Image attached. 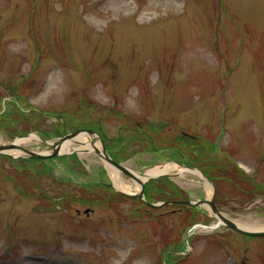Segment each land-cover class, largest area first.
Wrapping results in <instances>:
<instances>
[{
	"label": "rangeland",
	"instance_id": "obj_1",
	"mask_svg": "<svg viewBox=\"0 0 264 264\" xmlns=\"http://www.w3.org/2000/svg\"><path fill=\"white\" fill-rule=\"evenodd\" d=\"M78 129L136 173L181 163L213 188L153 178L151 208L94 153L16 148L0 155V264H264V238L177 203L214 195L225 219L264 222V0H0V146L42 153Z\"/></svg>",
	"mask_w": 264,
	"mask_h": 264
},
{
	"label": "bare ground",
	"instance_id": "obj_2",
	"mask_svg": "<svg viewBox=\"0 0 264 264\" xmlns=\"http://www.w3.org/2000/svg\"><path fill=\"white\" fill-rule=\"evenodd\" d=\"M33 138H35V137L28 136L27 138H19V139H16V143L17 144L27 143L28 141H31ZM74 144H76L77 147L74 146ZM94 147L100 149V145L92 143L90 137L86 138V135L78 134L72 140L62 142L60 145V151L61 152H63V151L67 152V151L75 149V150L79 151V153L81 155H84V153H88V152L92 151V149ZM14 151L15 150L13 149V150H10L9 152L14 153ZM106 166L108 168V171H110V173H111V179L113 181L114 187L120 191H128V190L139 191L141 182H144L149 176H154V175H158V174H170L171 175L175 170H177L180 175H184L185 173H192V174H195L200 179H203V175L201 174V172H199L195 169L180 167L179 165H177L174 162H168V163H164L162 165L154 166L150 169H147L144 173H140V174L136 173L135 175H136L137 179H133V182L129 184V183H126L122 179V177L120 176L119 171L117 169H115L114 167H112L109 164H106ZM203 181L205 184L206 191L209 192L212 189V186L210 185V183H208L204 179H203ZM218 220L220 222L219 224H222L221 219L218 218ZM234 223H236L240 227L248 229V230L264 229V222L259 221V220H252V219H239V220H237V219H235Z\"/></svg>",
	"mask_w": 264,
	"mask_h": 264
},
{
	"label": "water",
	"instance_id": "obj_3",
	"mask_svg": "<svg viewBox=\"0 0 264 264\" xmlns=\"http://www.w3.org/2000/svg\"><path fill=\"white\" fill-rule=\"evenodd\" d=\"M82 132H86L87 134H89L91 136L97 137L100 140V142H101V149L97 150L94 147L91 152H93L96 155H98L99 157H101L103 160H105L106 162H108L109 164H111L112 166L117 168L122 173L128 175L129 177H131L133 179H137L136 176H135V173L133 171H131V170L127 169L126 167H124L123 165L117 163L115 160H113L107 154V151H106V149L104 147V144L102 143L100 137L97 134H95L93 131H90V130L75 131V132H72L70 134L63 135L62 139L57 140L53 144H48L51 147V149H50V151L48 153H36V152H33V151L22 149L19 146L15 145V143H14V144L9 145V146H0V154L9 155V153H7L6 150H11V149L18 148V149H20L23 152V154L20 155L21 157L33 158V159H50V158H53V157L60 156V155L64 154L63 152L60 151V145H61V143L63 141L72 140L75 136H77L78 134H81ZM67 153H79V151L72 150V151L67 152ZM160 176H162V175H160ZM154 177H159V176H150V177H148V179H152ZM143 186H144V183L142 182L141 183V190L136 195H126V194H124V195L138 197L139 199L144 201L151 208H159L160 206H162V204H154V203L152 204V203H149V202H147L145 200V198L143 196ZM202 203L208 204L210 206L211 210L214 212V214H216L229 228H231V229H233V230H235V231H237V232H239L241 234L248 235V236H257V237L264 236V230H262V231L246 230V229H243V228L237 226L232 221L227 220L224 217H222L219 214V212L217 211L216 207H215L214 196L212 197V199L210 201H205L204 200V201H197V202H194V203L186 202V204H188L190 206H193L195 204H202Z\"/></svg>",
	"mask_w": 264,
	"mask_h": 264
},
{
	"label": "trees",
	"instance_id": "obj_4",
	"mask_svg": "<svg viewBox=\"0 0 264 264\" xmlns=\"http://www.w3.org/2000/svg\"><path fill=\"white\" fill-rule=\"evenodd\" d=\"M63 159H64V158H63ZM29 161H31V160H29ZM33 162H35V163H37V164H38L40 161H33Z\"/></svg>",
	"mask_w": 264,
	"mask_h": 264
}]
</instances>
